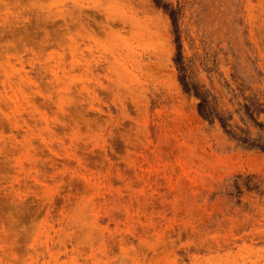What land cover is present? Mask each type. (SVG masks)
<instances>
[{
	"label": "rangeland",
	"instance_id": "obj_1",
	"mask_svg": "<svg viewBox=\"0 0 264 264\" xmlns=\"http://www.w3.org/2000/svg\"><path fill=\"white\" fill-rule=\"evenodd\" d=\"M0 264H264V0H0Z\"/></svg>",
	"mask_w": 264,
	"mask_h": 264
}]
</instances>
